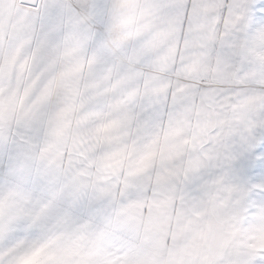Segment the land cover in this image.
Listing matches in <instances>:
<instances>
[{
	"label": "clouds",
	"instance_id": "9594fccd",
	"mask_svg": "<svg viewBox=\"0 0 264 264\" xmlns=\"http://www.w3.org/2000/svg\"><path fill=\"white\" fill-rule=\"evenodd\" d=\"M0 264H264V0H0Z\"/></svg>",
	"mask_w": 264,
	"mask_h": 264
}]
</instances>
